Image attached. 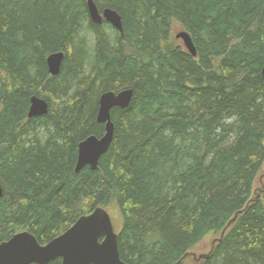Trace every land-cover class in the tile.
Segmentation results:
<instances>
[{"label":"trees","instance_id":"obj_1","mask_svg":"<svg viewBox=\"0 0 264 264\" xmlns=\"http://www.w3.org/2000/svg\"><path fill=\"white\" fill-rule=\"evenodd\" d=\"M87 2L0 0V243L46 244L115 204L128 264H178L224 230L202 264H264V0H94L123 33ZM174 22L196 56L170 42ZM124 89L109 150L76 172L79 143L105 134L101 95ZM34 96L49 111L29 118Z\"/></svg>","mask_w":264,"mask_h":264},{"label":"water","instance_id":"obj_2","mask_svg":"<svg viewBox=\"0 0 264 264\" xmlns=\"http://www.w3.org/2000/svg\"><path fill=\"white\" fill-rule=\"evenodd\" d=\"M87 5L90 18L95 24L106 21L123 33L122 17L117 11L108 8L101 12L94 0H88ZM176 38L183 41L193 56L197 55L189 32L184 30ZM64 58V52L48 56L47 64L52 76L59 74ZM262 74L264 77V66ZM133 96V89L109 91L101 95L97 121L105 125V134L101 137L89 136L79 143L76 172L86 166L92 170L98 169L101 157L109 150L114 139L112 110L128 108ZM48 111L49 104L46 99L39 96L31 98L29 118L45 115ZM2 196L3 188L0 185V198ZM59 258L62 264H128L121 258L119 234L115 231L112 217L102 207L81 216L68 230L46 244L39 243L29 231L16 233L9 240L0 243V264H48Z\"/></svg>","mask_w":264,"mask_h":264},{"label":"rangeland","instance_id":"obj_3","mask_svg":"<svg viewBox=\"0 0 264 264\" xmlns=\"http://www.w3.org/2000/svg\"><path fill=\"white\" fill-rule=\"evenodd\" d=\"M182 31H184L182 26L179 23L174 22L171 30L170 42H175V44H178L179 42L183 44V41L181 39H176V35ZM263 193L264 165L255 181L253 199H261ZM107 210L112 217L115 231L119 233L122 227V217L118 207L115 204H112V206L107 208ZM226 231L227 230H224L223 232H220L218 234L211 233L207 235L198 245H196L193 249L189 251V253L183 258L181 264H202L206 257L211 254L214 246L222 238Z\"/></svg>","mask_w":264,"mask_h":264},{"label":"bare ground","instance_id":"obj_4","mask_svg":"<svg viewBox=\"0 0 264 264\" xmlns=\"http://www.w3.org/2000/svg\"><path fill=\"white\" fill-rule=\"evenodd\" d=\"M176 39H177V38H176ZM176 39H175V40H176Z\"/></svg>","mask_w":264,"mask_h":264}]
</instances>
